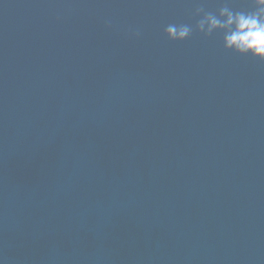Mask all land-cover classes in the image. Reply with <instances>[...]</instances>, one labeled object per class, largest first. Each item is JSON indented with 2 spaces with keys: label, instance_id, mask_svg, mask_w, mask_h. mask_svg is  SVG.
I'll return each instance as SVG.
<instances>
[{
  "label": "water",
  "instance_id": "water-1",
  "mask_svg": "<svg viewBox=\"0 0 264 264\" xmlns=\"http://www.w3.org/2000/svg\"><path fill=\"white\" fill-rule=\"evenodd\" d=\"M221 3L0 0L2 264H264V63L164 33Z\"/></svg>",
  "mask_w": 264,
  "mask_h": 264
},
{
  "label": "clouds",
  "instance_id": "clouds-1",
  "mask_svg": "<svg viewBox=\"0 0 264 264\" xmlns=\"http://www.w3.org/2000/svg\"><path fill=\"white\" fill-rule=\"evenodd\" d=\"M198 17L194 26L189 24H168L164 33L170 41H184L193 31L210 37L222 33L223 48L240 56H251L264 63V0H252L251 10H236L230 0H222L216 12L206 11L198 4L194 11ZM110 26L111 21L107 20ZM133 35L139 36L138 30ZM2 264V262H0Z\"/></svg>",
  "mask_w": 264,
  "mask_h": 264
}]
</instances>
